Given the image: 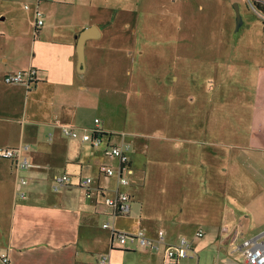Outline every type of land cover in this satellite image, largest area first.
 Returning a JSON list of instances; mask_svg holds the SVG:
<instances>
[{
	"label": "crops",
	"instance_id": "1",
	"mask_svg": "<svg viewBox=\"0 0 264 264\" xmlns=\"http://www.w3.org/2000/svg\"><path fill=\"white\" fill-rule=\"evenodd\" d=\"M147 2L0 0V149L28 145L32 165L18 171L0 158V264L2 254L9 264H98L103 253L114 264H163L162 251L122 246L103 228L107 222L153 238L163 230L171 245L186 238L195 255L181 264H247L244 241L264 243V155L227 158L209 153L200 139L185 140L187 147L171 151L169 161H179L163 169L145 135L121 128L131 66L140 68L127 42L132 47L144 32ZM29 68L38 70L30 89L4 83L5 75ZM96 119L111 135L105 143L131 146L134 173H122L127 186L100 173L108 165L118 174L116 158L105 160L90 144L62 135L61 125L91 131ZM182 130L192 134L193 127ZM62 174L73 183L55 191L54 177ZM87 177L92 184L83 188L79 180ZM117 191L130 195L127 215H114L105 203Z\"/></svg>",
	"mask_w": 264,
	"mask_h": 264
},
{
	"label": "rangeland",
	"instance_id": "2",
	"mask_svg": "<svg viewBox=\"0 0 264 264\" xmlns=\"http://www.w3.org/2000/svg\"><path fill=\"white\" fill-rule=\"evenodd\" d=\"M147 1L144 32L132 47L127 42L140 68L131 66L121 128L145 135L163 169L179 161H169L171 151L187 147L185 140L200 139L227 158L264 155L252 149L264 147L263 15L250 0ZM105 142L95 152L107 160Z\"/></svg>",
	"mask_w": 264,
	"mask_h": 264
},
{
	"label": "built area",
	"instance_id": "3",
	"mask_svg": "<svg viewBox=\"0 0 264 264\" xmlns=\"http://www.w3.org/2000/svg\"><path fill=\"white\" fill-rule=\"evenodd\" d=\"M264 6V0H257ZM37 15H41L37 13ZM264 17V14H262ZM38 26L43 25V20L39 19ZM38 80V70L35 68H29L28 70L16 71L4 76L3 81L8 85H24L28 89L36 84ZM62 135L71 140H79L84 143L90 144L91 147H101L106 141V137L103 135L106 132L102 128V122L100 119H96L94 127L91 131L82 130L75 127L61 125ZM30 150L28 145H20L16 148L0 149V158L12 160L15 162L16 170L23 171L30 168L32 165L26 156V153ZM130 151L131 146L129 143L122 141L120 144L110 145L106 143L104 154L107 157L116 158L120 164V172L116 171L108 165H103L100 168V173L108 178L117 176L119 184L121 186L129 185L127 177L122 175L123 171L128 175H132L134 172L130 167ZM22 184H26L27 181L22 178ZM73 183V179L70 174L56 175L53 180V189L59 191L66 186H70ZM92 184V178L87 177L79 180V185L83 188H88ZM24 198L25 194L21 193ZM130 195L124 191H117L114 195L106 197L105 203L112 208L114 215H127L131 208ZM104 229L112 232L113 238L118 241L122 246L135 249L138 247L151 249V251L159 252L163 254V264H181L183 260L193 258L194 253L191 245L186 238H180L177 244L171 245L166 242V234L163 230H160L156 237H149L144 230H138L134 233H125L117 231L111 224L107 222L103 225ZM198 237H202L203 233L200 231L197 233ZM243 253L247 264H264V243H259L254 239L246 240L243 243ZM2 264H9L10 257L7 254L1 255ZM98 264H114L110 255L102 254L99 256Z\"/></svg>",
	"mask_w": 264,
	"mask_h": 264
},
{
	"label": "water",
	"instance_id": "4",
	"mask_svg": "<svg viewBox=\"0 0 264 264\" xmlns=\"http://www.w3.org/2000/svg\"><path fill=\"white\" fill-rule=\"evenodd\" d=\"M235 11H236V15H237V18H238V22L240 23L241 21V17H240V12H239V8L238 6L236 5L235 6ZM89 38V33L84 31L81 36L79 37V43H78V47L80 48L79 49V56H80V59L82 60L81 62V65L83 63V47H84V44L86 42V40Z\"/></svg>",
	"mask_w": 264,
	"mask_h": 264
},
{
	"label": "trees",
	"instance_id": "5",
	"mask_svg": "<svg viewBox=\"0 0 264 264\" xmlns=\"http://www.w3.org/2000/svg\"><path fill=\"white\" fill-rule=\"evenodd\" d=\"M250 6L252 8H254L257 12L264 14V6L257 0H250ZM263 27H264V20H263ZM104 137H106L105 140H107V138L111 137V135L109 134H104Z\"/></svg>",
	"mask_w": 264,
	"mask_h": 264
}]
</instances>
